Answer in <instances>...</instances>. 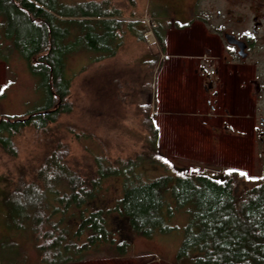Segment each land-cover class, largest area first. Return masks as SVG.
<instances>
[{"label": "trees", "instance_id": "16d2710c", "mask_svg": "<svg viewBox=\"0 0 264 264\" xmlns=\"http://www.w3.org/2000/svg\"><path fill=\"white\" fill-rule=\"evenodd\" d=\"M137 17L135 9L127 15L109 0H0L3 38L14 42L49 93L42 110L23 120L0 121V147L6 154L18 156L16 139L26 129L46 133L73 113L68 57L84 48L97 54L94 63L117 58L129 37L144 39ZM156 35L164 51V34L156 30ZM144 116L156 148L159 128L150 111ZM145 161L138 155L119 160L95 155L81 170L56 149L32 180L14 183L8 211L15 224H29L42 264H77L102 249L109 257H126L132 245L117 241L111 217L124 219L134 237L151 240L173 231L179 214L188 221L176 264H264V180L252 181L239 171L216 179L194 169L149 179L140 170ZM113 178L122 179V196L108 209L98 207L104 184ZM243 181L252 185L240 195Z\"/></svg>", "mask_w": 264, "mask_h": 264}, {"label": "rangeland", "instance_id": "374dc122", "mask_svg": "<svg viewBox=\"0 0 264 264\" xmlns=\"http://www.w3.org/2000/svg\"><path fill=\"white\" fill-rule=\"evenodd\" d=\"M64 1L74 4L83 2ZM109 1L122 8L127 15L135 9L137 18L145 19L144 39L138 41L129 37L117 58L99 63H94L97 54L87 49L80 48L72 53L66 61L65 74L68 78H73V113L63 116L46 133L26 129L16 139L17 157L6 154L0 147V264L40 262L27 253L29 247H34L29 224H15L6 202L14 183L18 179L32 180L56 149L66 153L70 165L81 170L93 163L95 155H105L112 160L138 155L146 159L140 170L149 179L177 174L180 172L178 169L184 172L194 169L216 179L222 178L226 171H239L252 181L264 180V158L253 153L255 148L252 146L242 149L246 152L243 159L239 151L240 159L236 160L229 147H219L218 135L213 132L195 133L189 137L188 131L179 127L175 135L171 134L173 137L169 134L170 127L166 121L172 119L171 116H176L177 119V113L170 114L157 103V98L168 97V93L162 96V71L158 67L162 61L165 67L167 53H160L153 27L148 26L152 20L151 15L169 18L173 14L167 1ZM3 35L1 28L0 121L7 123L14 119H26L45 108L49 103V93L44 80L31 72L27 60L17 50L14 42L4 39ZM146 111H150L156 126L158 123L160 126L161 122L163 125L159 128L160 139L156 148L145 130ZM158 113L163 114L159 116ZM178 120L184 121L182 117ZM4 136H8L7 131H4ZM204 146L208 148L204 149ZM162 162L168 164L170 169L166 170ZM251 185L252 182L249 181L241 182L240 195ZM122 193V179L109 180L104 184L97 202L98 207H112ZM187 221L185 214H179L172 221L173 231L157 234L154 239L148 240L134 237L124 219L111 217V229L117 241H129L132 245L130 252L126 257L112 258L107 255L108 250L102 249V253L93 254L88 260L77 264H176ZM114 254L123 256L116 249Z\"/></svg>", "mask_w": 264, "mask_h": 264}, {"label": "flooded vegetation", "instance_id": "af4514ba", "mask_svg": "<svg viewBox=\"0 0 264 264\" xmlns=\"http://www.w3.org/2000/svg\"><path fill=\"white\" fill-rule=\"evenodd\" d=\"M166 1L174 12L153 34L167 53L169 94L183 102L170 114L196 118L236 160L246 146L264 158V0Z\"/></svg>", "mask_w": 264, "mask_h": 264}, {"label": "crops", "instance_id": "0c3cea01", "mask_svg": "<svg viewBox=\"0 0 264 264\" xmlns=\"http://www.w3.org/2000/svg\"><path fill=\"white\" fill-rule=\"evenodd\" d=\"M151 17H152V20H151V22H149L150 25L148 24V26H151L153 28L156 26L155 21H158V20L162 21V20L165 19L162 16H156V15H151ZM134 21L140 22V26L138 27V29L141 32L143 30V27L146 24L145 19L144 18H140V19L139 18H136V19H134ZM154 39H155V37H154ZM138 41H140V40H138ZM168 48H169V43H168ZM166 56H167V54H166ZM167 71H168V68L165 65V67H163V70H162V76H161L162 77V83H160V88L162 90V96H165V94L167 95V93H168V97L166 96L164 99H163V97H162V99H158L157 98V101L160 102V103L159 102H157V103H158V106L160 105L161 108L166 109V112L170 113V111H172V109L177 108L179 106L181 107L182 104H183V102H182V99L180 97H176V96L175 97H171L170 96L171 92H170L169 87H168L169 86V75H168V72ZM160 81H161V79H160ZM162 114L163 113H160V114L158 113L159 116H161ZM171 118L172 119H170V120L167 119V121H166L167 122V125L170 127V129L168 130L170 135L171 134L172 135H175V133H177V130H178L179 127H182L184 130H187L188 133H189L188 134L189 137H191L195 133L204 134V133L207 132V128L206 127H203L202 125H200V122L197 121V119L194 118V117L189 118L188 120L187 119H184V121H180V120H178L179 118L176 119V117H174V116H171ZM161 125H162V122L160 123V126H159V123H158L157 124V127L158 128H161L163 126V125L162 126ZM184 132H186V131H184ZM204 147H205L204 149H207L208 148V146H204ZM198 149H200V148H198ZM31 242H33L32 239H31ZM27 253L29 254V256L32 259H34V257L38 258V259H36V261H40V262H37L35 264H42L41 263L40 254H39L38 250L36 249L35 244H34V247H29V251H27ZM31 264H33V263H31Z\"/></svg>", "mask_w": 264, "mask_h": 264}, {"label": "built area", "instance_id": "2783aa9c", "mask_svg": "<svg viewBox=\"0 0 264 264\" xmlns=\"http://www.w3.org/2000/svg\"><path fill=\"white\" fill-rule=\"evenodd\" d=\"M174 117H176V116H174ZM179 117H182L183 118V115H177V118H179Z\"/></svg>", "mask_w": 264, "mask_h": 264}]
</instances>
